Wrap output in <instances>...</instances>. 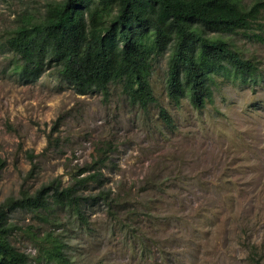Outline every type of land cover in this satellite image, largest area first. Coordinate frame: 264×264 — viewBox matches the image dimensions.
Here are the masks:
<instances>
[{"label": "rangeland", "instance_id": "rangeland-1", "mask_svg": "<svg viewBox=\"0 0 264 264\" xmlns=\"http://www.w3.org/2000/svg\"><path fill=\"white\" fill-rule=\"evenodd\" d=\"M53 1L0 0V42L22 11L41 12ZM261 22L225 35L259 64L256 79L217 77L201 109L168 97L167 55L150 77L157 101L143 110L121 82L109 94L61 88L50 73L23 83L0 50V207L22 190L68 184L101 150L106 183L85 195L105 189L119 199L112 206L88 200L89 226L67 213L53 224L33 211H9L10 239L28 264H58L48 254L50 235L65 240L74 264H264V14Z\"/></svg>", "mask_w": 264, "mask_h": 264}, {"label": "trees", "instance_id": "trees-1", "mask_svg": "<svg viewBox=\"0 0 264 264\" xmlns=\"http://www.w3.org/2000/svg\"><path fill=\"white\" fill-rule=\"evenodd\" d=\"M263 14L264 0L249 6L241 0H55L44 11H22L0 50L11 55L13 72L23 83L50 73L61 88L109 94L110 85L121 82L130 101L143 110L157 101L150 77L154 64L167 55L168 97L176 104L189 99L201 109L212 97L217 77L256 79L259 64L244 57L225 35L261 28ZM250 35L261 37L256 30ZM159 115L167 125L174 124L165 108ZM99 154L73 173L68 184L53 180L33 193L22 190L20 197L0 207V264L29 260L10 239L14 225L8 221L9 211H33L53 224L67 213L89 226L88 200L98 197L109 206L119 203L105 189L95 197L85 195L106 183L107 153ZM4 167L0 159V178ZM49 239V257L58 264H74L65 252V240L59 235Z\"/></svg>", "mask_w": 264, "mask_h": 264}]
</instances>
